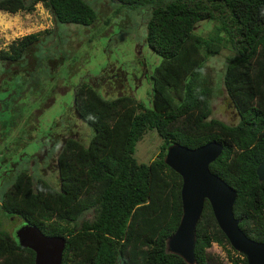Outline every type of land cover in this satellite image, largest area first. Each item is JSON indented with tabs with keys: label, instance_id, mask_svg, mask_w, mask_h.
Returning <instances> with one entry per match:
<instances>
[{
	"label": "trees",
	"instance_id": "obj_1",
	"mask_svg": "<svg viewBox=\"0 0 264 264\" xmlns=\"http://www.w3.org/2000/svg\"><path fill=\"white\" fill-rule=\"evenodd\" d=\"M39 0H5L0 11L32 12ZM152 5L147 40L160 63L152 72V108L132 96L107 99L92 87L80 92L78 108L94 130L87 146L61 157L59 188L24 185L9 214L44 233L67 238L63 264H187L167 251L183 214L182 176L165 163L168 147L224 145L211 170L237 191L235 216L247 236L264 241V0H125ZM60 23L89 24L97 17L86 0H45ZM217 20L207 36L197 23ZM30 34L27 38H35ZM231 47L224 83L240 120L230 125L212 115L213 87L203 73L209 56ZM163 138L149 163L135 157L148 131ZM25 176V175H24ZM26 179V177H24ZM86 212L94 217L84 219ZM213 243L234 249L208 200L197 226L196 264H210ZM35 252L0 229V264H35ZM234 264L247 258L231 257Z\"/></svg>",
	"mask_w": 264,
	"mask_h": 264
},
{
	"label": "flooded vegetation",
	"instance_id": "obj_2",
	"mask_svg": "<svg viewBox=\"0 0 264 264\" xmlns=\"http://www.w3.org/2000/svg\"><path fill=\"white\" fill-rule=\"evenodd\" d=\"M102 1L87 2L97 14L93 3ZM109 1L128 11L145 8L125 0ZM38 3L47 8L45 0ZM146 7L152 14L154 7ZM96 21L97 17L89 24L60 23L53 16L52 28L31 33L37 35L32 39H26L27 35L13 39L0 48V229L12 239H17L15 230L21 227L12 231L13 224L23 219L9 214L4 203L20 201L24 185H52L56 178L61 186V157L71 146H87L88 124L78 108L82 89L92 87L107 99L116 95L113 99L132 96L140 101L136 93L152 79L153 62L147 57L152 49L147 36L144 40L139 32L132 38L130 53L124 54L123 66L107 63L98 75L87 74L85 45L94 40L99 44L102 36L111 45L112 22L95 30ZM71 26L92 27L91 34L87 37ZM102 49L108 52L107 44ZM5 219L10 222L8 230L4 229Z\"/></svg>",
	"mask_w": 264,
	"mask_h": 264
},
{
	"label": "rangeland",
	"instance_id": "obj_3",
	"mask_svg": "<svg viewBox=\"0 0 264 264\" xmlns=\"http://www.w3.org/2000/svg\"><path fill=\"white\" fill-rule=\"evenodd\" d=\"M93 4L95 5L98 15L96 24L92 26L95 30H99L101 26L108 22H112V30H110V34L108 35L111 39V45L107 43V36L105 38L104 36H102V38L100 37L101 40L99 44H96L97 40H94L85 45V69L87 70V74L96 76L103 67L107 66V63H113L119 67L124 65V62H126L124 54L127 52L130 53L131 41L136 32H139L142 38L146 40L151 9L145 6L143 9L138 8L128 11L123 6L118 7L116 4L113 5L109 0H103L100 3L94 2ZM218 24L219 22L217 20L201 21L196 24L195 31L198 34L207 36ZM49 27H53V16L41 3L36 4L32 12L20 11L11 14L0 11V48L7 47L8 43L13 39L43 31L45 28ZM71 27L75 30H82L87 37L91 34L92 27ZM106 44L108 52L102 49L103 47L106 48ZM234 54V50L231 47H224L219 54L209 56L203 68V73L214 90L211 100L212 115L210 118L222 120L230 125H236L240 120L239 114L234 108L224 83V75L228 60L230 57L234 56ZM147 57L153 62L152 71L154 72L155 67L161 61V57L152 50H150L149 53L147 52ZM74 81L75 78L73 79V82ZM152 92L153 82L151 79L149 82L145 83L144 87H140L138 93H136V97L146 108H152ZM115 97L116 95H110L108 98L113 99ZM69 98L70 97H67V100H69ZM86 129V143L88 145L94 135V130L89 125H87ZM163 143L164 140L157 131H148L137 144L135 152L136 159L142 163L151 162L160 153ZM54 177H56V175ZM52 185L56 188L60 187L56 178L53 179ZM93 217L94 212H86L83 215L84 219H91ZM4 223V229L8 230L10 223L9 219H5ZM23 225L24 221H18L16 225L13 224L12 231ZM207 256L210 264H234L231 257H240V253L235 249H231L230 246L225 248L218 243H213L207 250Z\"/></svg>",
	"mask_w": 264,
	"mask_h": 264
},
{
	"label": "water",
	"instance_id": "obj_4",
	"mask_svg": "<svg viewBox=\"0 0 264 264\" xmlns=\"http://www.w3.org/2000/svg\"><path fill=\"white\" fill-rule=\"evenodd\" d=\"M223 150L224 145L218 141L197 148L179 143L168 147L165 163L183 179V214L178 228L167 240V251L179 255L187 264H196L197 226L208 200L232 247L247 258L248 264H264V241L247 236L240 227L241 220L235 216L237 191L210 168ZM257 175L264 181V160ZM16 238L21 247L35 252V264H63L66 237L46 234L37 225L25 222L16 231Z\"/></svg>",
	"mask_w": 264,
	"mask_h": 264
}]
</instances>
